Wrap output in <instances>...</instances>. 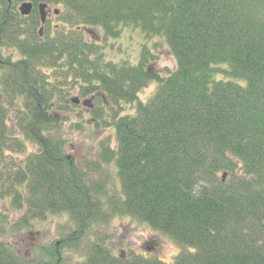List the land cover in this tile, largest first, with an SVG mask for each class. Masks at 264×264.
Instances as JSON below:
<instances>
[{
  "label": "trees",
  "instance_id": "16d2710c",
  "mask_svg": "<svg viewBox=\"0 0 264 264\" xmlns=\"http://www.w3.org/2000/svg\"><path fill=\"white\" fill-rule=\"evenodd\" d=\"M24 1L0 0V200L24 211L13 231L57 213L77 229L45 260L0 240V264H67L68 250L78 264H264V0H30L28 17ZM43 2L60 12L41 36ZM125 28L163 39L176 68L153 75L147 44L137 64L106 61L102 40ZM80 108L94 128L114 129L116 147L103 139L97 160L78 166L62 131ZM117 216L182 251L172 263L116 253L93 232ZM6 222L0 214L4 234Z\"/></svg>",
  "mask_w": 264,
  "mask_h": 264
},
{
  "label": "rangeland",
  "instance_id": "374dc122",
  "mask_svg": "<svg viewBox=\"0 0 264 264\" xmlns=\"http://www.w3.org/2000/svg\"><path fill=\"white\" fill-rule=\"evenodd\" d=\"M19 5L17 4L18 11ZM58 21L53 20V23ZM94 32V30H93ZM95 33V32H94ZM86 38H90V34L86 33ZM102 48L105 51V60L119 63L127 60L132 65L137 64L140 60L141 51L144 45H148L152 50L150 59L148 60L149 71L153 75L167 76L169 72L176 68V60L169 51L166 42L155 37L147 40L141 30L136 28H125L118 38H110L107 41L102 40ZM5 55L8 50H4ZM224 78L219 76L218 79ZM158 81L156 79L149 82L148 86L139 92V98L143 102L148 101L157 90ZM91 96L85 97L90 98ZM120 112L124 114H134V105L124 104ZM109 114V113H108ZM107 115V113H106ZM62 131V138L65 140V154L72 156V160L78 166L85 163H92L97 160V152L99 142L103 139H111V146L116 147V137L113 128L99 126L94 128L92 122L95 120L87 110L80 108L74 109L67 114ZM29 152L35 151L34 146L29 144ZM104 170L113 172L115 176L116 168L112 165H104ZM222 177V175L220 174ZM227 178V177H226ZM225 178V179H226ZM116 186H120L118 177L113 179ZM0 214L6 218V233L0 232V240L10 243L14 246L15 251L20 255L28 257L30 260H45V248L57 244L64 236L72 232L77 225L70 221L71 219L65 213H57L49 215L46 218H39L33 221L32 225L13 231L12 226L19 222L24 216V211H14L8 206V200H0ZM1 224V225H4ZM93 233L105 234L106 240L116 253L120 250L128 254L131 250L144 256H155L164 262L172 263L174 258L182 251L183 247L176 241L152 229L147 223L131 219L127 216H117L110 218L105 227L95 229ZM146 246H149L150 252H147ZM63 257L68 259L67 264H78L76 261H82L84 258L80 253H74L71 250L64 251Z\"/></svg>",
  "mask_w": 264,
  "mask_h": 264
},
{
  "label": "water",
  "instance_id": "95a60500",
  "mask_svg": "<svg viewBox=\"0 0 264 264\" xmlns=\"http://www.w3.org/2000/svg\"><path fill=\"white\" fill-rule=\"evenodd\" d=\"M46 8H47V4H40L39 6V11H40V15H41V20L44 23L46 21ZM33 9V4H31V2H24L21 7H20V11L22 13V15H30V13L32 12ZM43 31V28L41 29V32ZM76 103L78 102V100H74ZM87 103V102H86ZM68 158H71V156H68ZM226 177V173H224L223 178Z\"/></svg>",
  "mask_w": 264,
  "mask_h": 264
},
{
  "label": "flooded vegetation",
  "instance_id": "af4514ba",
  "mask_svg": "<svg viewBox=\"0 0 264 264\" xmlns=\"http://www.w3.org/2000/svg\"><path fill=\"white\" fill-rule=\"evenodd\" d=\"M49 19V18H48Z\"/></svg>",
  "mask_w": 264,
  "mask_h": 264
}]
</instances>
